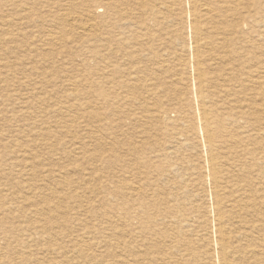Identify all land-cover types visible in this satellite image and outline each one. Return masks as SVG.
Segmentation results:
<instances>
[{
    "label": "rangeland",
    "instance_id": "rangeland-1",
    "mask_svg": "<svg viewBox=\"0 0 264 264\" xmlns=\"http://www.w3.org/2000/svg\"><path fill=\"white\" fill-rule=\"evenodd\" d=\"M66 12L67 21L60 20ZM93 13V0H0V264H210L205 254L216 250L207 239L214 215L205 185L207 151L195 121V89L183 93L178 84L185 75L180 62L190 59L186 26L164 15L168 30L146 36L139 26L124 48L104 39L109 50L123 49L132 58L119 53L111 65L123 73L102 78L93 32L70 26L93 23ZM205 23L209 31L214 20ZM228 32L227 45L214 32L208 42L227 48L235 74L222 64L225 53L216 57L211 45L201 48L209 79H235L226 93L207 100L234 135L218 137L214 154L224 208L245 199L247 190L258 206L248 217L228 214L232 247L247 243L236 231H247L246 222L255 220L252 245L263 248L264 15L255 31L248 25ZM228 117L239 123L229 124ZM245 136L249 144L235 147ZM127 184L141 191L131 193Z\"/></svg>",
    "mask_w": 264,
    "mask_h": 264
},
{
    "label": "bare ground",
    "instance_id": "bare-ground-1",
    "mask_svg": "<svg viewBox=\"0 0 264 264\" xmlns=\"http://www.w3.org/2000/svg\"><path fill=\"white\" fill-rule=\"evenodd\" d=\"M93 1L95 2V13H93V23H87L84 25L80 24V26H79V24L76 25L75 23H72L74 21H71L70 26L71 27L88 26V28H89L88 30L93 32L94 40H95V49L94 50H95V52L97 51L95 58L98 61V63H100V64L104 63L102 68L99 69V73L97 74L99 77H102V78H105L106 74H108V77H114L117 75L120 76V74L123 73V70H120V68H116L115 65H111L113 63V59H115V58L117 59L118 58L117 56H120V55H118L119 53H122L121 57L124 60H125V57L126 58H132L131 55H127V54H125V52L123 53V49H119L118 51H115V52L112 50H109L108 49L109 47L103 44L104 39H106L108 41V43L113 42V41L116 42V45L118 46V48H124V46H125L124 41L127 40L128 36H130V35L135 36V29L140 28L139 26H141L142 28H145V31L147 32V34L145 32L143 34L144 36H145V34H146V36L147 35L153 36V34L158 33L159 30L160 31L168 30V28L162 26V23H161V16H164V15H166V18H176L177 21L179 20V22L185 24V26H186V29H185L186 30V38L188 39V46L186 47V49L189 52L190 59H189L188 63H183L184 62L183 60L182 61L179 60V61H181L180 62L181 64L179 65V69L180 70L183 69V71H185L184 74L187 75V77H185V75L180 77L178 80V84L182 87L183 93L186 91L189 94H195L196 93L195 94L196 95L195 103H196L197 108H196V112H195V121H196L197 128L202 131V133H200V136H202V143L201 144L203 146V149H205L207 151V155L205 156V165H206L205 166V173L207 175V181H206L207 184H205V185L207 188H209L208 192L210 193V196L213 197L212 200L214 199V203H213V207H212L213 208L212 213H214V215L210 218L211 227H210V231L208 232V238L207 239L211 240V243H213V246L212 245L211 246L214 247V249L216 251L214 250L215 253L208 252L207 254H205L206 257L204 259L209 261L210 264H264V247L262 245L261 246L263 248L253 246L252 245L253 241L251 240V237H253V236L250 237L251 232H254L255 230L258 229V226L256 224H253V222L255 220L252 223H249V221L246 222L245 229H247V231H245L243 233L236 231L237 236L240 235L241 237L240 236L239 237L242 239V241H245L247 243H245V244L242 243L236 247L235 246L232 247V245L234 244L235 241L232 244L231 234L228 232V223L231 220V215L229 216L228 214L230 212L232 213L234 211L235 213L238 214L239 217H241L244 214L247 215V217H248V215L250 216V214H252L253 212H255V210H257L256 207H258V206H255L256 201H255L254 193L247 190V192H245L243 194V197H245V199L240 198L239 200H234V201L230 202L231 204H229L228 206L226 205V207L229 209L224 208V204L226 202L225 201V191H224V188H222V186H221V177H220L221 171L219 172V169H218L217 163H216L218 161V157L216 154H214L215 153L214 152L215 151V142H216V139L218 137H223L224 135H226V136H231L233 138L234 135L232 133L233 129L228 128L226 120L220 119V117L216 114V111L214 110V108L211 106H208L207 100L209 98L217 97V96L221 95L222 93H226L227 89H230V87L234 84L235 79L231 76H229L228 78H225L223 75H213L214 77L211 80L208 77L209 73L202 68V64H201V58H202L201 48H205L208 45H211V44H209L208 39L213 40L215 38V36H210L211 33L214 32V33H216L217 36H224V44L227 45L226 36L229 33L228 31H233L234 33H237V32H240L243 27L246 26V28H247L248 25H249V31H251V32L255 31V29L257 28L259 14L261 13L264 15V5L262 6L261 4H259V0H163L164 2H162L161 5L157 4V0H134L135 7H132L131 6V2H133L132 0H93ZM124 5L130 6V8L123 7ZM137 11H139L137 14L138 16L136 15ZM66 13H64L62 15L63 17L60 18V20H63V21L66 20L67 21L66 17H69L71 15V12H70V14H69V12L67 14ZM244 13H246V14H244ZM82 15H84V14H82ZM139 16H140V18H139ZM208 19L214 20V25L209 30L210 32L208 31L207 28L205 29V27L207 26L205 23V20H208ZM248 22L251 23L252 25L249 24ZM73 29H75V28H73ZM88 30H86V31H88ZM170 32H172V31H170ZM138 34L140 35V33H138ZM173 36H175V38H177L179 41L180 36L177 35V33H174ZM216 44H217V42H215L214 48H213V45H211L209 47V50L212 53H215L216 57L217 56L219 57V55L221 53H225V55H223V56L220 55L221 56L220 58L222 60V64H224L223 66L225 69H227L231 66L232 70H230L229 72L231 73L233 71V73L235 74V66H233L234 64L232 62L229 63L230 66L228 64V62L230 60H232L230 52L228 50L225 51V49H227V48H225L223 46L218 47ZM103 51L106 53V55L103 54ZM173 58H175V57H173ZM147 59H148V63L151 64L150 63L151 58H147ZM173 60H175V59H173ZM157 65H160V67H163V66H161L162 64H160V63H157ZM128 71H129L128 69H125V72H128ZM137 71L138 70L135 69L132 72H129L127 75L132 76V74L137 73ZM262 76L264 78V75H262ZM210 77H212V76H210ZM115 83L117 85H119L123 88L129 89V90L132 88H137L136 85H133L130 83L128 84L126 82L116 81ZM260 84H261V82H260ZM191 86L195 89V93H192ZM210 86H212V88H210ZM235 86L236 85H234V87ZM233 90H234V88L232 87L230 93L227 95V98L233 97V95L231 94ZM74 91H76V90H74ZM148 91L149 92H147V91L146 92L150 93V94L153 92L151 89H149ZM251 109H254V107H252ZM161 114H162L163 118H168L167 112L161 111ZM228 118L229 119H227V120L229 121V124H238L239 123L238 120L233 121L232 117H228ZM183 119L184 118H182V120ZM177 132L181 133L182 136L183 135L186 136L185 130L181 131V129H178ZM201 134H203V135H201ZM186 140H189V139L186 138ZM249 142H250V138H247L246 136L240 137V138L237 137L236 142H235V147L241 148L243 146H247L249 144ZM243 153L247 154V150H244ZM244 172H245V170H244ZM225 178H226V176H225ZM126 187L131 193H135V192L138 193L141 191V188H140L141 186H133L131 184H127ZM202 187H201V189H202ZM204 189H205V187H204ZM234 189H236V187ZM114 190H115L114 192L117 191L116 189H114ZM173 191H174V188H173ZM206 191H207V189H206ZM187 194L185 192L186 196H190ZM204 197H205V195H204ZM204 197H200V198L205 200ZM197 202H199V201H197ZM183 203L185 206V202H183ZM261 204L264 205V197L262 198ZM186 205H188V204H186ZM140 206H142V204ZM180 209H182V208H180ZM197 210H199V209L196 208V211ZM143 218L148 219L149 222H150V220H152V216H150L149 214H145L143 216ZM182 221L183 220H181V222ZM257 221H258V219H257ZM183 222L185 223L186 220ZM231 222H232V220H231ZM258 222H260V220ZM173 223L174 222H172V224ZM230 224H229V227H230ZM262 224H264V223H262ZM206 225H208L207 222H206ZM241 225H242V223H241ZM179 229H180V227H179ZM140 230L143 232L142 228H140ZM190 232L188 231L189 234H190ZM205 232H207V230ZM175 233H177V231ZM179 234H182V233H179ZM163 236L165 237V235H163ZM169 238H170V236H169ZM185 238H187V237H185ZM256 238H258V237H256ZM259 238H261V237H259ZM178 239H180V238H178ZM197 240H199V239H197ZM194 241H196V240H194ZM259 242H261V244H264V237L259 239ZM258 243H257V245H258ZM186 244H187V242H186ZM211 246H209V247H211ZM118 247H119V243H116L114 250H116ZM211 249H213V248H210V250ZM87 252H88V250H87ZM114 253L116 254V252H114ZM188 256H190V255H188ZM198 256H200V255H198ZM184 258H186V256ZM198 261H199V259H198ZM127 263H128V261H127ZM131 263H133V262H131ZM136 263H138V262H136Z\"/></svg>",
    "mask_w": 264,
    "mask_h": 264
}]
</instances>
